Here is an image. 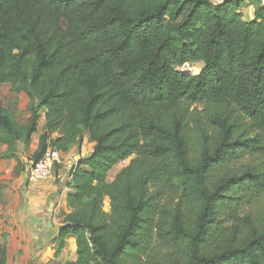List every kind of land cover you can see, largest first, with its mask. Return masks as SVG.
<instances>
[{
	"label": "trees",
	"instance_id": "trees-1",
	"mask_svg": "<svg viewBox=\"0 0 264 264\" xmlns=\"http://www.w3.org/2000/svg\"><path fill=\"white\" fill-rule=\"evenodd\" d=\"M245 1L0 0V85L30 102L21 125L0 100L3 158L42 117L31 161L95 144L71 169L64 264H264V3L246 21Z\"/></svg>",
	"mask_w": 264,
	"mask_h": 264
},
{
	"label": "crops",
	"instance_id": "crops-1",
	"mask_svg": "<svg viewBox=\"0 0 264 264\" xmlns=\"http://www.w3.org/2000/svg\"><path fill=\"white\" fill-rule=\"evenodd\" d=\"M255 4L254 0L246 6L243 12L244 15L248 14V17L244 16L246 21L253 20ZM42 119L40 120V131L33 136L30 145L32 154L38 147L41 128L45 123L44 117ZM20 145L25 146L22 142ZM92 145L95 144L92 143ZM76 148L79 149V146L76 145L71 148L68 154L61 155V164L57 168L53 180L33 185L26 181L23 174H21L22 176H13L12 172L20 161L17 159L18 164L13 165L18 155L17 151L14 157L3 158L7 147L0 145V171L5 173L0 177L3 185L0 186V245H5L8 250L9 264L14 259L20 262L18 264H26V262L30 264H39L40 262L43 264L55 262L64 264L76 259V238L74 237H68L63 243V249L58 253L59 246L62 244V241L58 239L59 229L65 216L70 213L67 197L73 192L69 187L71 169L76 164L73 161L78 155L87 157L92 153L90 151L86 155L78 154L72 159ZM3 160L11 161L8 170L1 165ZM115 168H119V170L109 173L108 179L113 174L112 179L108 180L110 182L125 167L119 164Z\"/></svg>",
	"mask_w": 264,
	"mask_h": 264
},
{
	"label": "rangeland",
	"instance_id": "rangeland-1",
	"mask_svg": "<svg viewBox=\"0 0 264 264\" xmlns=\"http://www.w3.org/2000/svg\"><path fill=\"white\" fill-rule=\"evenodd\" d=\"M213 3H217V4H220V3H223L224 1L226 0H212ZM250 2H254V0H246L245 1V6L243 7L242 9V12L245 11L246 9V6L250 3ZM243 16H246L248 17V14L245 13V15L243 14ZM61 25L66 28V23L65 22H62ZM189 66V67H187ZM203 67V63H194V64H189V65H184L181 67V69L183 68L184 70L188 71V73H191V74H199L201 72V69ZM0 100L2 101L3 103V106L4 108L14 117V119L16 121H18L19 124L21 125H26L28 124L29 122V118H30V112H29V98L23 94V93H17L16 92V89L11 86L10 84H3V85H0ZM43 120V119H42ZM93 145L92 143H90L89 141V138H88V135H85L84 137V142H83V146L82 148H79L74 151V156L72 159H74L78 154H87L88 152L90 151H93ZM17 158L14 160V164H18V161H19V165L13 170L12 174L13 176H16L17 175H21L23 174V177H25V172H26V169H27V166L29 164V162L31 161V156H32V148L29 146H24V145H20V143H18L17 145ZM79 156V155H78ZM264 159V158H263ZM254 159L251 158H247L245 159L243 162L244 163H248V162H253ZM74 163L75 162V159L73 161ZM1 165L5 166V169H9L10 166H11V161L10 160H3V162L1 163ZM126 165H128V163H126L125 165H121L122 167H125ZM116 170H119V168H115V170L113 169L110 173L116 171ZM2 171H0V177L4 176V172L1 173ZM22 176V175H21ZM15 177V178H16ZM113 177V174H111L109 176V179L108 180H111ZM1 180H0V186H3L1 184ZM264 199V198H263ZM104 210L106 212H109V199H106L105 203H104ZM228 219V215L227 214H222L218 216V220L221 222H226L225 224L226 225H230V222L227 220ZM47 262V261H46ZM20 263L19 261L17 260H11L10 261V264H18ZM49 263V262H47ZM52 263V262H50ZM26 264H30L29 262H26ZM34 264V263H32ZM39 264H43L42 262H40ZM53 264H59L58 262H55Z\"/></svg>",
	"mask_w": 264,
	"mask_h": 264
},
{
	"label": "built area",
	"instance_id": "built-area-1",
	"mask_svg": "<svg viewBox=\"0 0 264 264\" xmlns=\"http://www.w3.org/2000/svg\"><path fill=\"white\" fill-rule=\"evenodd\" d=\"M264 3V0H260ZM189 65V64H185ZM184 66V65H183ZM182 67V66H181ZM178 68L183 74L190 75L188 71ZM189 67V66H187ZM62 154L56 150L55 148H49L47 152L42 156V158L38 161H30L26 172L25 179L29 184H40L43 182L51 181L55 178L56 168L61 164V156ZM132 158L126 159L121 163V165H125L129 163Z\"/></svg>",
	"mask_w": 264,
	"mask_h": 264
},
{
	"label": "water",
	"instance_id": "water-1",
	"mask_svg": "<svg viewBox=\"0 0 264 264\" xmlns=\"http://www.w3.org/2000/svg\"><path fill=\"white\" fill-rule=\"evenodd\" d=\"M81 156L79 155V156H77L76 158H75V162H76V164H78L79 162H80V160H81Z\"/></svg>",
	"mask_w": 264,
	"mask_h": 264
}]
</instances>
